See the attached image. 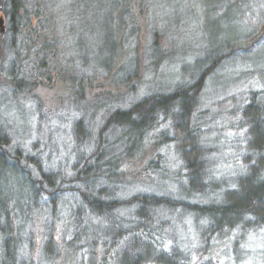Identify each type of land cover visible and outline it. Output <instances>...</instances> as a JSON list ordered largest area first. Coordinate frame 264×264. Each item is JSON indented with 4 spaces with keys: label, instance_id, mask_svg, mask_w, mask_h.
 <instances>
[{
    "label": "rangeland",
    "instance_id": "1",
    "mask_svg": "<svg viewBox=\"0 0 264 264\" xmlns=\"http://www.w3.org/2000/svg\"><path fill=\"white\" fill-rule=\"evenodd\" d=\"M22 2L24 9L12 19L0 5V140L6 141L1 145L10 156L18 152V170H29L35 178L38 164L42 171L60 170L57 181L66 182L51 218V208L42 200L34 206L32 186L12 162H0V213L5 215L7 204L9 220L24 234L13 264H89L92 257L93 264H99L105 255L107 264H114L112 249L106 253L102 242L90 244L94 231L83 235L74 250L63 248L64 242L76 237L68 229L69 221L74 220V207L80 209L82 224L89 228L96 225L98 231V225L103 229L107 223L86 207L85 194L79 189L91 192L103 204L119 201L113 213L118 218H132L137 206L124 203L137 195L158 193L209 203L211 194L185 195L182 156L171 142L173 138H157L161 127L172 137L170 117L158 125V130L150 131L143 149L134 152L132 160L116 165L114 173L121 179L118 185L97 179L95 189L88 190L72 180L73 165L77 156L94 152L99 141H104L114 155L133 146L139 130L128 125L106 129L109 115L128 110L145 97L170 93L181 83H191L198 64L227 51L226 41L234 39L233 33L238 35L234 44L249 50L250 55L245 57L237 49L206 77L188 127L197 129L202 144L203 181L212 180L223 188L247 172V160H254L256 155L251 153L243 109L253 92L254 97L264 99V55L255 61L250 58L261 50L264 53V22L257 29V10L254 14L237 10L232 19L222 16L224 4L220 7L219 0L217 7H210L207 0ZM258 2L263 10L264 1ZM25 13L27 25L22 28L24 22L19 20ZM14 26L19 27L13 35ZM255 38L259 41L253 42ZM17 80L24 81L18 90L14 89ZM144 128L142 124V131ZM151 162L158 165V173L150 167ZM44 196L41 199L46 200L48 196ZM179 214L178 210L155 207L151 215L168 220L182 241H192L191 248L180 243L181 249L199 253L201 243L193 216H182L179 222ZM49 229L60 252H49L48 257L42 247ZM236 234L213 243L205 256H193V264H264V227H253L234 245ZM9 261L0 235V264Z\"/></svg>",
    "mask_w": 264,
    "mask_h": 264
},
{
    "label": "trees",
    "instance_id": "2",
    "mask_svg": "<svg viewBox=\"0 0 264 264\" xmlns=\"http://www.w3.org/2000/svg\"><path fill=\"white\" fill-rule=\"evenodd\" d=\"M219 1L222 2L220 3V7L224 4L222 16L233 19L235 15L232 13L237 10L238 13L250 12L251 14H254L257 10V24L255 26L258 27L257 29L262 26V22H264V9L261 10L258 7L260 4L258 0ZM22 3V0H0L1 10L5 15L9 14L10 19L14 18L18 10L24 9ZM217 3L218 0H207V4H210V7L212 5L216 6ZM27 16L26 13L23 17L20 16L21 20L19 21L24 22L22 28L27 25ZM18 27H13V35ZM233 35L234 39L226 41V52H217L214 56L205 58L203 63L198 64V71L195 72V75H191V83H181L170 93L145 97L128 110H116L109 115L106 129L111 125L121 127L128 125L129 127L134 126L139 130L138 140L135 139L133 146L122 149L118 154L115 153L114 155L107 150L104 141H99L94 152H90L85 156L83 154L77 156V162L73 165L75 174L72 180L81 182L88 190L92 191L95 189V180L97 179H101L109 185H114L115 183L118 185L121 179L114 173L116 165H120L128 158L132 160L135 157L134 152L140 150L141 147L143 149L146 144L145 139L148 137L147 135L150 131L158 130L157 128L166 121V117H170L169 126L173 127L171 128L173 130L171 133L172 137L161 127L158 130L157 138H162L161 141H165L168 138L172 140L173 138L174 141L171 142L175 143L174 145L178 148L177 151L182 156L186 169V173H184V177L181 179L183 180L182 182L186 183L185 195L191 192H194L196 195L203 194V196L211 194L209 203H194L185 200L184 197L173 198L164 194L158 195V193H154L155 195L149 194L148 196L137 195L131 197L130 201L129 199H125L124 203L129 206H137L134 209L135 212L132 218H118L113 213L120 206L119 201L104 202L103 204L102 201L94 199L91 192L86 193L85 190L81 191L78 188V192L80 191L81 195L85 194L86 207L96 212L107 223L103 229L98 225L99 232L96 230V225H92L89 228L88 224H82L83 218L80 209L74 207L72 210L74 220H72L73 222L69 221L70 227L68 226V229L71 228L72 235L76 237L64 242V249L74 250L77 247V243L84 239L83 235H86V233L92 235L94 231L95 233L92 235V238H89V240L92 239L90 244L94 245L102 242L103 247L106 248V253H109L112 249L114 253L111 252L110 254L113 256L114 264H193V256L199 253L205 256L213 243L217 244L220 241H224L230 234L234 235L235 231L237 234L234 236L232 244L237 245L239 244L238 241L244 238L247 231H250L253 227H264V99L254 97L255 93L253 92L249 103L243 109L250 134L249 144L252 150L251 153L256 156L254 160H247V172L238 175L233 180L232 185L222 188L221 184L215 183L212 180L208 182L203 181L204 160L202 158V144L197 135V129L188 127V118L194 110L197 102L196 99L201 92L206 77L225 58L233 55L232 53L237 49L242 51V55H246L245 57L250 55V52L248 53L249 50L237 47L234 44L237 41L238 35L235 33ZM257 41H259V38L253 40V42ZM261 52L251 55L252 57L250 58L253 61L258 60V58L261 59V56L264 55ZM14 82V89L16 90L20 89L21 85L24 84L23 80ZM142 124L145 127L143 131ZM142 138L144 141H142ZM5 142L4 138L2 141L0 140V162L6 160L12 162L15 170L19 171L32 186V202L34 206H36L37 200H42L46 206L51 208L48 214H51L50 217L53 218L52 213L55 212L54 206L59 196L58 193L63 190L61 186L66 182L65 180H62L61 183L57 181L59 177L61 178L60 170L46 172L42 171V168L36 164L39 172L38 177L35 178L30 175L29 170H23L22 168L23 171L18 170L19 154L16 151L14 155L10 156L2 148L1 144ZM149 165L157 173L159 172L157 169L159 167L156 163L151 162ZM108 172L109 174L112 172V174L109 175ZM162 174L160 173V175ZM105 192L101 190V193ZM42 195H45L44 197L48 196V198L43 200L41 199ZM155 207L178 210L180 212L177 216L179 222L185 216H193L192 219H194L197 229L196 233L199 235L201 243V248L197 251L199 253L194 254L188 248H180L179 245L182 242L187 245L186 247L191 248L192 241L190 239L182 241L176 234V230L174 231V228L173 231L170 229L169 223H167L168 220L153 218L151 214ZM4 213L5 215L0 213L2 247L5 255L9 256L13 264L18 258V250L24 234L21 231L17 232L19 228H14L11 220H9V208L7 204L4 205ZM81 224L82 226H80ZM22 225L24 226V224ZM50 229L42 247L44 251L46 249L47 254L45 253V255L48 257L49 252L57 254L60 252L56 248V239L53 231ZM239 230L242 232L238 233ZM235 249L234 246L233 251ZM106 258L108 257L105 255L99 264H107L108 260ZM88 259L90 260L89 264H93V257ZM21 264L33 263H25L23 261ZM199 264H211V262L201 261Z\"/></svg>",
    "mask_w": 264,
    "mask_h": 264
},
{
    "label": "water",
    "instance_id": "3",
    "mask_svg": "<svg viewBox=\"0 0 264 264\" xmlns=\"http://www.w3.org/2000/svg\"><path fill=\"white\" fill-rule=\"evenodd\" d=\"M1 21V20H0Z\"/></svg>",
    "mask_w": 264,
    "mask_h": 264
}]
</instances>
